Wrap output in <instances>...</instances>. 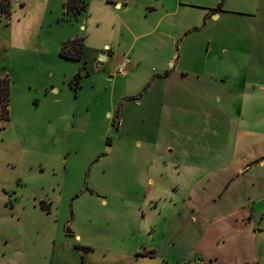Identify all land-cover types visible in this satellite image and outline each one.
Instances as JSON below:
<instances>
[{
  "label": "rangeland",
  "instance_id": "1",
  "mask_svg": "<svg viewBox=\"0 0 264 264\" xmlns=\"http://www.w3.org/2000/svg\"><path fill=\"white\" fill-rule=\"evenodd\" d=\"M188 1L194 16L205 5L214 10L221 5ZM239 1L228 0L224 9ZM67 2L31 0L0 17V77L9 79V119L0 121V264H144L133 261L134 255L152 250L188 262L264 264V240L252 239L250 230V242L240 220L237 224L223 205L227 198L236 202L235 196L219 188L236 180L251 156L223 163V175L210 171L212 163L197 160L216 141L211 111L238 104L246 122H258L264 135V92L226 99L230 91L221 85L210 89L196 83L187 89L179 81L162 83L155 80V51L134 71L129 65L126 76H115V65L104 73L93 64L87 77L75 79L80 61L59 55L71 37L83 35L89 48L100 49L99 57L132 40L124 26L112 29L111 14L98 13L95 2L86 0L80 12L65 14ZM147 12L141 10L138 19L143 32L156 20L144 17ZM213 29L194 30L192 44L208 41ZM155 39L153 34L146 40ZM225 39L226 46L233 44L230 36ZM188 60L183 54L181 62ZM175 90L179 98L170 97ZM168 103L178 105L169 116L175 131L160 136L161 107ZM167 142L171 147L159 153L166 154L164 163L155 161L154 149L159 152ZM188 160L190 171L184 168ZM181 204L176 239L180 244L190 237L187 249L171 247L170 241L163 245L161 238ZM251 243L259 248L254 257Z\"/></svg>",
  "mask_w": 264,
  "mask_h": 264
},
{
  "label": "crops",
  "instance_id": "2",
  "mask_svg": "<svg viewBox=\"0 0 264 264\" xmlns=\"http://www.w3.org/2000/svg\"><path fill=\"white\" fill-rule=\"evenodd\" d=\"M28 1L31 0H24L16 4L22 6ZM85 1L80 0V3H74L73 7L71 6L69 9L63 8V13L68 14L72 10L73 12H77L75 10L77 3L80 6L84 4L85 7ZM89 1L95 2L97 6L99 5V8H96L98 13L106 11L108 15L111 14L109 16L112 17L113 30H115V26L120 27V25L127 28L129 38L132 40V44H129V46L125 45V47H122L119 45L115 50L109 48L108 53H105L104 63L100 66L101 70L97 69V71L105 73L107 68L108 70L110 68L108 65H115L114 70L116 71L128 60L123 67L124 76H126L129 65L130 69L134 71L139 67L140 63L144 62L146 55L155 51V63L158 68L155 80L159 78V81H162V83L166 82V80L179 81L185 84L187 89L196 83L210 87V89L216 85H221L224 89H229L230 91V95L226 99H233L244 95V92H250V96H255L258 90L264 92V0H240L238 7H228L226 9L224 8L228 0H217L218 2L221 1L218 10H214V7L211 5H205L206 7L203 5L202 12L195 16L194 13L188 10L190 9L189 7H192L190 6L191 2L188 0ZM16 4H12L9 7L0 5V17H10L11 10H14ZM143 9L149 10L144 17H148L149 15L156 17L148 32H143L142 25L138 22V19L142 17L141 10ZM242 14L249 15L241 18ZM126 16L129 19H126ZM131 17L136 20L135 25H132ZM229 22H233L234 25L232 28L226 29L224 25H228ZM96 24H98L96 26H100L98 21H96ZM208 26L214 28L212 30V37L209 35L207 37L208 41L201 42V45L196 42L192 44V40L196 37L193 36L194 30L201 29L203 33ZM143 27L147 28V26ZM153 34L157 36V40L148 42L146 39ZM227 36H230L231 40H229L233 43L229 47L225 45V38ZM70 39L69 42L75 39L81 41L82 51L78 60L80 61L79 65H81L79 73L81 78L87 77L89 69H92L93 64L97 66V60L101 53L100 49L89 48L83 39V35L76 34ZM221 39L223 40L221 41ZM179 41L184 42L185 46H182L184 43L179 44ZM101 48L108 47L103 45ZM183 54L185 57L189 54L188 61L181 62ZM181 90L185 91L184 88H181ZM165 92L166 90L159 92V95L164 97L166 95L164 94ZM181 94L184 95L182 92ZM170 97L179 98V93L175 90V94H170ZM177 106L172 103L162 105L161 108L165 109L161 113L163 119L162 124H160L162 126L160 136L165 131H175L169 116L176 113ZM231 106L232 108L229 111L225 109L211 111L209 115L211 121L209 128H211L213 138L216 141L211 145V150L209 149L208 151L209 154H202L199 158L197 155L196 159L198 158L197 160H199L201 158L204 162L212 163L210 171H219V175H223L224 172L219 170L223 163H230L238 155L246 154V156H251L248 159L250 162L245 165V169H239L238 172L241 175H236V180H227L219 188L225 187L224 191L229 190L228 194L232 193L235 196L236 202H230V199L227 198L223 202V205L230 211L228 215L235 217L234 221L237 224H239L238 221L240 220V225H243L244 235L249 236L250 239V230H252L254 233L253 236L251 235L252 239L258 238L259 240H264V135L259 129L258 122H246L242 109L238 107V104H231ZM116 112L117 116L121 114L119 110ZM253 112L254 109L251 106L249 114L252 115ZM190 113L192 114V112ZM123 120L122 115L120 119L115 121V125L122 124ZM163 146L166 148H162L157 153L154 149L153 153V159L161 161V163H164L163 160L166 159V154L162 155L159 153L162 150L167 152V148L171 147V144L167 142ZM184 153L189 155L187 150ZM186 162L188 165L184 164V168H187L188 171L193 169L189 165V160ZM247 172L250 173L245 176ZM174 187L177 189L178 186ZM238 196L244 197L239 198ZM184 206V204L178 205L175 208L176 213L173 214L174 216L171 217V220L165 222L161 235L164 242L163 245H167L170 241L171 247L176 246L177 248L179 245H187V249L190 246L188 244L192 241L190 237L182 239V241H186L180 244L181 240L177 241L176 239L177 223L174 220L176 214ZM155 209L161 210L157 205ZM165 210L168 211L169 209ZM257 217H260L259 221H253ZM75 239L77 241L79 237L77 236ZM251 245L252 250L249 249V251L251 256L254 257L256 252H259V248L252 243ZM65 247L67 249L70 248V246ZM152 251H154L152 257L135 254L133 261L144 264H154L157 261V264H177L178 260H182V264H215L200 261L188 262L186 261V257L166 256L162 255L159 250ZM244 262L247 261L245 260ZM245 264H248V262Z\"/></svg>",
  "mask_w": 264,
  "mask_h": 264
},
{
  "label": "trees",
  "instance_id": "3",
  "mask_svg": "<svg viewBox=\"0 0 264 264\" xmlns=\"http://www.w3.org/2000/svg\"><path fill=\"white\" fill-rule=\"evenodd\" d=\"M76 2H80V0H68L66 7L67 8H70L71 6L73 7L74 3ZM78 5L79 4L77 3V6H75L76 7L75 10H77V12H80L83 9L84 4H82L81 6ZM81 51H82L81 41L79 39H75L68 42L67 44H63L61 46L59 54L63 58L79 60ZM75 79H81L80 73L75 75ZM8 100H9V79L6 76L0 77V121H7L9 119ZM153 254L154 251H150L143 253L141 255L152 257Z\"/></svg>",
  "mask_w": 264,
  "mask_h": 264
},
{
  "label": "built area",
  "instance_id": "4",
  "mask_svg": "<svg viewBox=\"0 0 264 264\" xmlns=\"http://www.w3.org/2000/svg\"><path fill=\"white\" fill-rule=\"evenodd\" d=\"M22 0H2L0 1V5L2 6H7L9 7L12 4H16V3H20ZM128 62V60L125 61L124 65ZM124 65H122L121 67H119L116 71H115V76H124L125 72H124Z\"/></svg>",
  "mask_w": 264,
  "mask_h": 264
},
{
  "label": "water",
  "instance_id": "5",
  "mask_svg": "<svg viewBox=\"0 0 264 264\" xmlns=\"http://www.w3.org/2000/svg\"><path fill=\"white\" fill-rule=\"evenodd\" d=\"M104 59H105V55H101L99 57V61L97 62V66H101L102 65V62L104 61Z\"/></svg>",
  "mask_w": 264,
  "mask_h": 264
}]
</instances>
